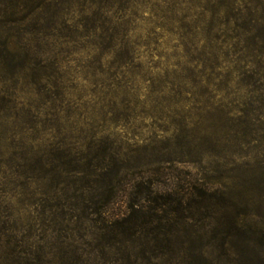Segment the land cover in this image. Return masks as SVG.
<instances>
[{
	"label": "rangeland",
	"instance_id": "1",
	"mask_svg": "<svg viewBox=\"0 0 264 264\" xmlns=\"http://www.w3.org/2000/svg\"><path fill=\"white\" fill-rule=\"evenodd\" d=\"M70 1L49 44L58 94L18 80L17 109L36 120L6 137L33 152L112 143L125 169L106 210L130 219L131 243H98L102 219L69 209L63 183L0 150V262L5 247L50 264L73 250L86 264H264V0L108 1L103 27L123 30L135 52L119 68L99 55L104 31L91 33L101 5ZM97 244H113L109 256ZM119 249L167 255L114 258Z\"/></svg>",
	"mask_w": 264,
	"mask_h": 264
},
{
	"label": "trees",
	"instance_id": "2",
	"mask_svg": "<svg viewBox=\"0 0 264 264\" xmlns=\"http://www.w3.org/2000/svg\"><path fill=\"white\" fill-rule=\"evenodd\" d=\"M108 1L122 3V0H97V5L101 6L93 12L94 26L91 33L95 35L97 29L104 31L105 35L98 36L99 55L112 53L119 68L121 60L131 61L132 54L135 52L131 45L124 41L123 30L112 28V32H108L103 27V23H108V20L102 13V6L108 4ZM84 2L90 6L95 3L93 0H84ZM70 3V0H0V150L9 153L10 160H15L18 167H26L27 170L50 175V180L63 183L65 187L61 196L66 200L72 198L77 200L75 204L69 206V209L77 211L80 216L90 214L95 217V220L102 219L103 224L100 229L108 233L103 239L101 236L98 243L102 240L117 244L131 243L129 235L126 236L130 219L125 217V214L121 218H111L106 210L117 195L116 185L125 169V160L119 158V151L112 143L103 142L101 138H98L99 144L93 141L84 151L80 149L74 151L68 143H52V145L49 143L47 150L33 152L30 147V150L26 147L23 139L16 143V140H9L6 137L9 130L12 131L20 121H23L25 125L27 123L31 125L36 120L35 114L31 115L30 112L26 114L21 110V116L17 109L19 106L14 87L18 80L33 87L38 86L39 88L35 89L38 95L45 93L43 98L49 101L58 94L57 83L53 80L56 77L59 62L49 44L61 37L55 32L54 25L63 17V12L69 8ZM119 31L122 34L121 38H119ZM41 83H43L42 86H40ZM147 190L145 200L148 201L149 196L154 192L151 187ZM69 191L71 194L68 193ZM205 196L206 199H211L214 195ZM86 198L90 199L89 203ZM81 203L90 205L80 207ZM130 208L128 205L127 211ZM115 229L116 232H114ZM3 241L0 233V245L4 243ZM112 245L109 244L106 246L109 248H105L97 244L94 249L98 247L105 258L109 255L105 254L104 249L110 251ZM1 248L2 246L0 250ZM4 250L7 254L0 264H22L21 260L24 261L23 264H50L42 262L38 256L27 260L24 251L16 253L15 250L5 247ZM166 253L161 252L155 255L152 251L140 250L137 254L130 252L125 254L124 250L119 249L115 250L113 255L114 258L121 256L129 259L133 256L140 261H149L150 258L161 259L167 255ZM17 254H22L23 258ZM15 255L16 257H13ZM40 255L44 257L46 253ZM58 257L59 264H86V260L83 259L86 254H78L77 250L64 252ZM118 261L119 259H113L112 263L117 264Z\"/></svg>",
	"mask_w": 264,
	"mask_h": 264
}]
</instances>
